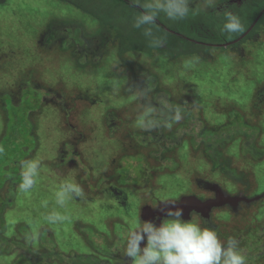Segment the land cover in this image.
I'll return each instance as SVG.
<instances>
[{"label":"rangeland","instance_id":"obj_1","mask_svg":"<svg viewBox=\"0 0 264 264\" xmlns=\"http://www.w3.org/2000/svg\"><path fill=\"white\" fill-rule=\"evenodd\" d=\"M223 1L192 0L193 13L183 21L161 13L157 22L173 33L155 26L153 36L146 37L143 28L138 32L133 25L149 0H139V10L121 0H0V88L7 90L0 92V264H96L114 235L120 241L128 238L121 223L133 227L140 221L138 201L157 210L187 197L197 179L212 190L214 185L229 190L231 199L235 193L249 198L252 190L264 197V106L259 112L253 109L264 104V97L257 96L259 89L264 96V27L239 52L215 47L208 54L204 45L231 44L245 34L222 31L226 13L244 20L233 6L223 7ZM261 3L253 4L254 23ZM104 22H111L127 41L126 58L108 53L94 68L97 58L93 49L83 52L82 36L92 37L88 33ZM71 29H76L71 36L63 34ZM156 38L164 41L163 51L174 44L173 52L150 49ZM196 49L199 56L190 55ZM193 58L198 62L187 66ZM45 90L63 99L57 101ZM11 91L15 97L5 100ZM13 103L16 143L4 141L10 137ZM141 107L154 111L156 127L146 130L136 123L139 119L129 118V111ZM238 107L245 123L233 128L229 124ZM175 109L182 113L179 122L170 119ZM106 110L114 111L117 123L105 120ZM201 123L200 136L190 139ZM135 125L141 132H134ZM184 128L188 133L181 136ZM152 134H159L156 141ZM178 137L183 149L175 146ZM12 146L15 153L9 152ZM24 156L40 161L36 184L27 194L17 188ZM64 182L78 184L85 195L61 208L55 193ZM166 198L170 200L160 201ZM258 201L239 205L248 208L241 213L244 222L239 219L241 232L246 218L254 227L245 228L242 239L243 254L256 260L249 264H264V200ZM52 212L70 220L50 224L44 217Z\"/></svg>","mask_w":264,"mask_h":264},{"label":"clouds","instance_id":"obj_2","mask_svg":"<svg viewBox=\"0 0 264 264\" xmlns=\"http://www.w3.org/2000/svg\"><path fill=\"white\" fill-rule=\"evenodd\" d=\"M208 2L210 4L211 0ZM131 3L136 5L139 0H131ZM191 3L192 0H149L142 5L145 10L135 17L133 26L137 29L143 27L144 35L152 37L153 28L161 13L169 20L183 21L193 13ZM243 30L241 19L232 13H226L222 31L232 34ZM163 43L162 39L156 38L152 40L151 46L161 47ZM197 62L198 58H193L188 61L187 66L194 67ZM173 112L170 119L179 122L182 119L181 110L175 109ZM139 123L140 127L146 130L157 126L153 122L144 120ZM168 126L170 127L171 124ZM3 151L4 149L0 147V153ZM39 168L38 160L21 161V182L17 186L20 193L27 194L33 189ZM84 195L83 189L78 184L64 182L55 193V203L63 208L69 201L83 198ZM166 215L168 218L159 226L144 222L129 234L124 255L131 258V264H247L237 239L230 237L226 243H222L214 229L203 228L192 220L186 222L181 219L182 209L169 208ZM44 219L50 224H62L69 221L70 217L60 212H52ZM145 240L146 245L141 247V243Z\"/></svg>","mask_w":264,"mask_h":264},{"label":"flooded vegetation","instance_id":"obj_3","mask_svg":"<svg viewBox=\"0 0 264 264\" xmlns=\"http://www.w3.org/2000/svg\"><path fill=\"white\" fill-rule=\"evenodd\" d=\"M249 0H227V1H223L225 6V8L228 7H234V9L238 12L241 13L242 17L243 15L247 16L249 12H251L252 7L251 5H249ZM242 8V10H240ZM236 13V12H235ZM261 16L259 18V21L257 22H253L254 24H252L250 27H248V29L243 33L244 35L239 38L237 41H234L231 44H217L216 46H207L208 48V54L210 51L214 50V48H218V49H234L237 52L240 51V46L245 45L246 42L251 41L252 39H254V37L258 34V31L260 30V28L264 27V8H261L260 10ZM263 18V20L261 21V19ZM255 21V20H254ZM259 25V26H257ZM254 29V30H253ZM168 31V30H166ZM170 33H173L171 31H168ZM209 35L213 36V33L211 34L209 32ZM167 47V46H166ZM175 45L172 44V46L170 48L174 49ZM168 48V47H167ZM156 52H164L165 54L169 53V50L166 49L165 51H163V49L160 47L158 50H154ZM170 54V53H169ZM119 54H117L116 56H118ZM209 57V55H208ZM263 65L264 67V62L261 63V66ZM263 93V91H260V89L257 91V96L258 97H264L261 94ZM167 100V99H165ZM156 101H153V104L156 105L155 103ZM245 115V114H244ZM250 144V142H247V144H245V146H248ZM241 147L243 148V144L241 145ZM249 151V150H248ZM244 152V151H243ZM248 153V152H247ZM159 155V153L157 154ZM254 163V162H253ZM191 174V173H190ZM198 179L196 180V185L197 188L195 189H191L193 192H187V197L182 195L179 197V199H176L174 197H170V199L174 202L172 203H168L169 205H165L162 204L160 206V208H158L157 210H154V208H152V205H146L143 204V202H139L138 201V213H139V219L140 221L134 225L133 227H130L128 225L131 224L129 221H127L126 223H121V225L123 226V229H125V231L127 232L128 236L129 234L136 230L137 228H139L141 226L142 223L144 222H151L153 223L155 226H159L162 221L164 220L163 215H166L167 210L169 208H171L172 210H175L176 208L182 209V217L181 219H185V218H192L191 220L195 223L199 222L201 223V227H206V228H211L214 229L217 234L219 239L221 240L222 243H226L228 238L232 237L235 238L239 241V248L240 250H244L243 248V237H244V231L246 228V231L248 230H253V225L251 224V221L246 218V227L243 226V231L241 232V223L239 221V219L244 222V215L241 214L243 213L244 210H248V208L244 207L243 209L239 206L241 205L240 203L245 202L246 206L252 204V202H257L258 199H260L261 202L264 200L263 196H258L259 194H251L249 195V198H246L245 196L243 197L242 193H235L236 198L231 199L229 198V195H227L228 193V189L226 188L225 192H222V190L220 189L219 185H217L218 187H216L215 185L212 188H215V190H212L210 186L212 185H207L205 183H203L202 181L197 182ZM209 181V180H207ZM210 182V181H209ZM213 183V182H212ZM240 183V182H239ZM238 183V184H239ZM205 192L208 194V196H205L204 194H198V192ZM214 192V197H212L210 191ZM211 191V192H212ZM212 192V193H213ZM215 192L217 193V196H215ZM227 192V193H226ZM233 192H235V190H233ZM125 195V194H124ZM184 196V197H183ZM222 197H224V200L221 202ZM183 199L181 202V204H179V200ZM167 200H170L168 198H166ZM178 200V203H177ZM158 201V199H157ZM165 202V201H162ZM255 202V203H256ZM186 203V204H185ZM229 204V208H224L222 205L224 204ZM179 204V205H178ZM142 205V206H140ZM171 205V206H170ZM127 206H125L126 208ZM132 208V206H129L126 210H130ZM143 209V211H142ZM166 217V216H165ZM190 220V221H191ZM234 220V224L231 225V221ZM220 221L222 222V224L220 225ZM204 222L209 223V225H205ZM217 222L218 225H214L212 224ZM228 223V224H227ZM240 233V234H239ZM118 235H114L113 236V240L112 243H109L106 247V249H104V251H107V253H104L103 256L104 259L103 260H97L96 264H131V258L127 257L124 255L125 252V247H126V241L127 238H121L122 241L119 240ZM110 245H112L110 247ZM146 245V240L143 241L141 243V247H144ZM243 253V251H242ZM246 257V261L247 264L255 262L256 260L253 258V254L249 255V256H245Z\"/></svg>","mask_w":264,"mask_h":264},{"label":"trees","instance_id":"obj_4","mask_svg":"<svg viewBox=\"0 0 264 264\" xmlns=\"http://www.w3.org/2000/svg\"><path fill=\"white\" fill-rule=\"evenodd\" d=\"M122 1V3H124L123 5H127V6H129V9L130 8H132V9H136V10H139L138 9V7H136V5H132V4H130V2L128 1V0H121ZM256 1H258V0H249L248 2H249V5H251V6H253V4H255L256 3ZM259 1H261V0H259ZM263 1V0H262ZM254 2V3H253ZM261 8H264V5H262V3H261V5H260V7H258V9H260L261 10ZM252 9L253 10H256L255 8H253L252 7ZM253 10H251V12H249L248 13V15L247 16H245V15H243V17H244V20H243V22H242V24L244 25V30H243V33L248 29V27H250L251 25H252V23H253V21L255 20V17H254V14H253ZM259 10V11H260ZM140 11V13H142L143 11H141V10H139ZM258 11V12H259ZM253 18V21H251V19ZM250 21V22H249ZM53 22V21H52ZM100 24V26H99V29H97L95 32H92V33H88V35H92V37H90V38H87V37H85L84 35L82 36V41H83V39H84V47H83V52H86L85 50H87V49H93L94 50V55L96 56V58H97V63H96V67H94V68H99L98 67V65L101 63V61H102V59H103V57H105L108 53H117V52H119V53H121V55L119 54L118 56L119 57H122V59H125L126 57H125V53L127 52V49L126 48H124V45L127 43V41L123 38V37H121V35L120 34H118V33H116V31H114L115 29H114V27H113V24L110 22H104V23H99ZM156 26H159L163 31L165 30V27L164 26H162L159 22H156ZM257 26H259V25H257ZM143 28V27H142ZM143 30V32H144V28L142 29ZM254 30V29H253ZM72 31H74V32H76V29H71V30H69V31H65L63 34L64 35H66L67 37L68 36H71L72 34H73V32ZM77 31H78V33L79 34H81V33H83V30L82 29H78L77 28ZM166 31V30H165ZM138 32H141V29H139L138 30ZM77 33V34H78ZM165 33H170V32H168V31H166ZM95 40L96 42L94 43V44H92V40ZM195 46H198V45H196L195 44ZM170 47H171V45H170ZM160 47H151L150 49H154V50H158ZM172 48H170L169 49V53H172L173 51L171 50ZM116 50H118V51H116ZM172 51V52H171ZM195 53V54H194ZM198 55V54H200V51L199 50H194L193 51V53H190V55ZM83 54H82V51H81V55H80V57L82 56ZM199 56V55H198ZM116 57V56H115ZM138 66H141V67H143V65H141V64H139L138 63ZM128 79V78H127ZM124 81H126L125 79H123ZM2 91H7V90H3L2 88H0V92H2ZM45 92L47 93V94H51V96H53L54 97V99L55 100H60V99H63V97H62V95L61 94H58V93H56L54 90H52V91H47V90H45ZM4 94H6V93H4ZM13 94V92L11 91V92H9V93H7L6 94V97H8L7 99H5V100H8V99H11V98H13V97H15L14 95H12ZM15 94H17V93H15ZM118 104H119V102H118ZM118 104H115V106H117ZM118 106H120V105H118ZM264 106V104H258V105H256V104H254V106H253V109H254V111H261L262 110V107ZM11 107H14V103L13 104H11V106H10V110H11V115H10V117L8 118V122L11 120V127L8 129V131H7V133L5 132L4 134H7V136L9 137V135H10V137L9 138H7L6 140H4V141H6V142H11V143H13V142H18V141H16L14 138H15V135H14V133H15V129H16V126H17V124H18V122H17V116L15 115V114H12V112H13V110H15L16 108H11ZM118 107H116L115 109H117ZM238 109H239V111H238V114L237 115H235V117L231 120V122H230V124H229V126H231V127H233V128H240V127H242L241 126V123H242V121L244 122V119H243V117L242 118H239V115L241 116V115H243V113H242V109H241V107H238ZM129 111V110H128ZM105 114H107L106 116H105V120L107 119V121L110 123V124H114L115 122L117 123V117H115V114H114V111H111V110H106L105 112H104ZM153 113H154V111L153 110H151V112H149L147 109H145V108H143V107H141V108H139V110L137 111V112H131V111H129V118L132 116L133 118L132 119H139L136 123H139L141 120H144V121H146L147 119H149V121L150 122H152V120L155 118L154 116H153ZM138 115L139 116H141V117H139L138 118ZM14 116H15V119H14ZM245 116V115H244ZM30 121H31V116H30ZM108 122H107V125L106 126H108ZM129 123H131V121L129 122ZM245 123V122H244ZM31 124V123H30ZM122 126H120V127H118V129H120ZM129 127H130V125L129 126H127V131L129 132ZM135 127L136 128H134V132H141V128H139V127H137V125H135ZM158 129H159V131H161L163 128H164V125L163 126H161V127H157ZM186 128V127H185ZM185 128L183 129V130H181V136H183L184 134H187L188 132H186V130H185ZM204 124L203 123H201V124H199V129H196V131L195 132H192V134H191V137H190V139H193V140H195V138L197 137V136H200V134H199V132H201V131H203L204 130ZM27 131H28V129H27ZM228 133V132H227ZM142 134H144L143 132H142ZM147 134H149V132H146L145 131V134L144 135H147ZM4 136V135H3ZM147 136H150V135H147ZM152 138H153V141H156L155 139L159 136V134H152ZM179 138V141H178V143L175 145L176 147H177V149H183L184 148V145H183V147H182V143H181V139H180V137H178ZM215 138H217V136H216V133L210 138V141L209 142H211L212 140H214ZM9 139V140H8ZM233 139H236L233 135L231 136V140H233ZM238 139V138H237ZM151 142V141H150ZM191 141H187L186 143H190ZM186 143H184L185 144V146H186ZM170 144H173V142H171ZM261 146H264V144L263 145H261ZM13 148L12 149H10L9 150V152L10 151H12V152H14L15 153V151H16V147L15 146H12ZM242 150L243 151H246L247 149H245V147L244 148H242ZM182 151V150H181ZM22 152V151H21ZM248 152V151H247ZM247 152H245V153H247ZM240 155V154H239ZM0 158H1V160H3L4 159V154L3 153H0ZM209 158V160H212V158L211 157H208ZM24 160H28V158H26L25 159V156H24V158H23V160L22 161H24ZM0 162H4V161H0ZM14 165H19L18 163H16V164H14ZM21 165V164H20ZM20 167V166H19ZM213 167H215V168H218V166H213ZM180 170H184V169H182V167H180ZM240 182V181H239Z\"/></svg>","mask_w":264,"mask_h":264},{"label":"water","instance_id":"obj_5","mask_svg":"<svg viewBox=\"0 0 264 264\" xmlns=\"http://www.w3.org/2000/svg\"><path fill=\"white\" fill-rule=\"evenodd\" d=\"M172 203V202H171ZM186 204V203H185ZM166 205H169L168 203ZM171 206V205H170Z\"/></svg>","mask_w":264,"mask_h":264}]
</instances>
